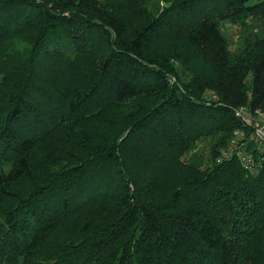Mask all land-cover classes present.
Returning a JSON list of instances; mask_svg holds the SVG:
<instances>
[{
	"label": "trees",
	"instance_id": "trees-1",
	"mask_svg": "<svg viewBox=\"0 0 264 264\" xmlns=\"http://www.w3.org/2000/svg\"><path fill=\"white\" fill-rule=\"evenodd\" d=\"M152 1L0 0V264H264V0Z\"/></svg>",
	"mask_w": 264,
	"mask_h": 264
},
{
	"label": "rangeland",
	"instance_id": "rangeland-1",
	"mask_svg": "<svg viewBox=\"0 0 264 264\" xmlns=\"http://www.w3.org/2000/svg\"><path fill=\"white\" fill-rule=\"evenodd\" d=\"M162 4L159 0H153L149 4V9L153 13H157L161 9ZM250 26L246 29L247 31L239 30L235 25H231L229 22H225L222 25V34L228 41L229 49L233 53L239 52L240 48L243 46L244 37L248 36L251 39L256 37L264 36V19L252 20L249 24Z\"/></svg>",
	"mask_w": 264,
	"mask_h": 264
},
{
	"label": "built area",
	"instance_id": "built-area-1",
	"mask_svg": "<svg viewBox=\"0 0 264 264\" xmlns=\"http://www.w3.org/2000/svg\"><path fill=\"white\" fill-rule=\"evenodd\" d=\"M238 115L242 122L250 128L249 139L252 141L264 158V111L256 110L250 112L245 108L238 110ZM245 134L242 135L245 138ZM247 169H251V156L241 155L240 158Z\"/></svg>",
	"mask_w": 264,
	"mask_h": 264
},
{
	"label": "clouds",
	"instance_id": "clouds-1",
	"mask_svg": "<svg viewBox=\"0 0 264 264\" xmlns=\"http://www.w3.org/2000/svg\"><path fill=\"white\" fill-rule=\"evenodd\" d=\"M16 43V45H20L21 44V42H19V41H17V42H15ZM25 47H26V45H24Z\"/></svg>",
	"mask_w": 264,
	"mask_h": 264
}]
</instances>
